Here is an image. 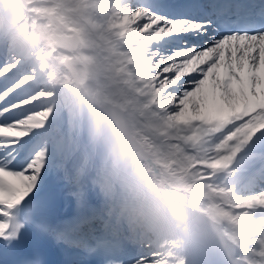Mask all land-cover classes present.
Returning <instances> with one entry per match:
<instances>
[{
    "label": "bare ground",
    "instance_id": "bare-ground-1",
    "mask_svg": "<svg viewBox=\"0 0 264 264\" xmlns=\"http://www.w3.org/2000/svg\"><path fill=\"white\" fill-rule=\"evenodd\" d=\"M84 1L93 13L84 14ZM156 3L17 0L0 25V121L44 134L55 149L46 188L61 195L59 215L75 212L61 221L67 227L79 218L77 231L87 228L88 212L97 227L122 210L139 224L144 246L132 264H196L185 231L204 242L208 221L240 261L264 264V154L251 151L264 99L183 111L166 69L184 56L163 34ZM21 9L30 30L12 35ZM42 104L53 112H39Z\"/></svg>",
    "mask_w": 264,
    "mask_h": 264
},
{
    "label": "snow or ice",
    "instance_id": "snow-or-ice-1",
    "mask_svg": "<svg viewBox=\"0 0 264 264\" xmlns=\"http://www.w3.org/2000/svg\"><path fill=\"white\" fill-rule=\"evenodd\" d=\"M154 12L163 34L172 38L169 43L184 56L174 71L166 69L173 72L171 84L183 111L202 116L264 99V0H158ZM9 124L0 121L4 250L24 240L27 227L56 195L46 188L55 149L44 134Z\"/></svg>",
    "mask_w": 264,
    "mask_h": 264
},
{
    "label": "rangeland",
    "instance_id": "rangeland-1",
    "mask_svg": "<svg viewBox=\"0 0 264 264\" xmlns=\"http://www.w3.org/2000/svg\"><path fill=\"white\" fill-rule=\"evenodd\" d=\"M24 1H26V3L28 4H35V3L51 4L53 3V0H24ZM81 7H82L84 14L87 12L88 13L94 12V9H93L94 7L90 6L87 1L82 2ZM17 9H18L17 0H0V13H2V15L9 14L12 11H17ZM94 14L98 16L97 12H95ZM82 21L86 22V20H82ZM30 26H31V22H30V16L28 12L25 9H21L15 14V17L12 19L10 23L9 29L12 35H25L26 33L29 32ZM23 75H25V73ZM55 101L57 102V105H58V111L59 110L62 111L63 110L62 102L56 99ZM50 106L52 105L42 104L39 106L38 110L41 113L42 112L52 113L53 110L50 109L51 108Z\"/></svg>",
    "mask_w": 264,
    "mask_h": 264
}]
</instances>
